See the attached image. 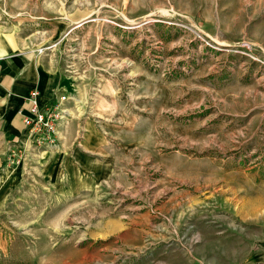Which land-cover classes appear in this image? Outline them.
<instances>
[{"label":"rangeland","instance_id":"rangeland-1","mask_svg":"<svg viewBox=\"0 0 264 264\" xmlns=\"http://www.w3.org/2000/svg\"><path fill=\"white\" fill-rule=\"evenodd\" d=\"M0 31L69 96L3 151L0 264L264 261V0H0Z\"/></svg>","mask_w":264,"mask_h":264},{"label":"crops","instance_id":"crops-1","mask_svg":"<svg viewBox=\"0 0 264 264\" xmlns=\"http://www.w3.org/2000/svg\"><path fill=\"white\" fill-rule=\"evenodd\" d=\"M36 88L41 108L53 104L58 95L64 93L67 81L62 73L46 61L34 48H28L21 36L13 31H0V180L4 182L9 176L19 177L20 170L3 165V151L9 143H17L24 137L26 127L24 115H30L29 93ZM13 146V145H12ZM47 156L46 172L54 177L49 168L58 160L56 152H44ZM72 160L81 162L78 153ZM73 164V162L71 163ZM7 173V174H5ZM5 174V175H4ZM262 262V260H261ZM260 264H264V261Z\"/></svg>","mask_w":264,"mask_h":264},{"label":"built area","instance_id":"built-area-1","mask_svg":"<svg viewBox=\"0 0 264 264\" xmlns=\"http://www.w3.org/2000/svg\"><path fill=\"white\" fill-rule=\"evenodd\" d=\"M38 94L39 91L36 88L30 91L28 96L30 102V115H24L23 117V124L27 128L23 139L28 141V145H31V142L36 141L39 143L40 139L50 140L51 136H54L56 133L55 121L61 117L60 113L63 112L61 107L69 99L68 95L61 93L58 95L57 100L53 104L41 108L37 101ZM23 143L25 142H21V140H19L18 144L14 145V149H21L24 146ZM10 155H14V153ZM18 163L19 157H17V159L13 158L10 160V164Z\"/></svg>","mask_w":264,"mask_h":264}]
</instances>
